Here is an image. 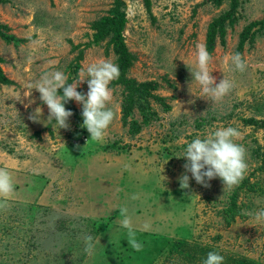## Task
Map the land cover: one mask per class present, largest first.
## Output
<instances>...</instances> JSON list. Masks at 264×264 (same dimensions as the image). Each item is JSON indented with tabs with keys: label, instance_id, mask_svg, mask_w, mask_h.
I'll return each instance as SVG.
<instances>
[{
	"label": "rangeland",
	"instance_id": "rangeland-1",
	"mask_svg": "<svg viewBox=\"0 0 264 264\" xmlns=\"http://www.w3.org/2000/svg\"><path fill=\"white\" fill-rule=\"evenodd\" d=\"M113 6L114 0L0 2V22L16 38H0L2 69L14 82L0 86V168L15 187L9 207L0 210V264H203L209 252L264 264V222L249 215L264 209V130L244 123L264 120V30L240 53L245 71L225 62L237 53L244 28L264 19V0H243L226 44L217 40L210 71L217 84L223 78L233 84L218 101L203 96L190 71L196 45L205 46L209 24L229 9V0L220 7L211 0H151L150 13L144 0H125L124 36L137 56L129 78L157 82L156 94L170 109L152 103L156 119L135 133L122 121L123 88L110 85L115 119L97 142L82 127V115L70 117L68 129L48 121L49 109L31 85L52 71L73 78L69 69L84 49L73 45L91 41L92 23ZM116 59L105 44L85 49L74 82L87 79L90 64ZM77 91L86 95L87 81ZM37 108L41 122L29 119ZM132 119L142 122L137 110ZM227 127L242 134L236 142L247 152L245 178L224 191L220 178L206 188L188 173L189 189H181L187 144ZM235 192L243 216L227 225L223 212ZM122 208L140 251L120 224ZM86 236L93 237L92 255L85 252Z\"/></svg>",
	"mask_w": 264,
	"mask_h": 264
},
{
	"label": "clouds",
	"instance_id": "clouds-1",
	"mask_svg": "<svg viewBox=\"0 0 264 264\" xmlns=\"http://www.w3.org/2000/svg\"><path fill=\"white\" fill-rule=\"evenodd\" d=\"M35 43V42H33ZM196 70L190 71L193 80L201 86L203 96L213 101H218L226 96L232 89V82L223 78L218 84L210 71L212 55L202 44L196 45ZM225 62L230 63L234 71L243 72L247 63L239 53L225 57ZM87 79L74 83H67V76L61 71H52L43 74L40 79L31 85L40 93L41 101L49 109L48 121L55 120L60 128L68 129L69 118L73 116L65 104L75 101L82 105L83 128L91 134V140L102 142L109 126L115 119L114 111L108 106L113 98L111 83L120 76L119 66L110 60H101L92 63L86 68ZM87 81L89 91L82 94L77 91L81 82ZM63 90V95L59 91ZM42 109L37 108L30 114L33 122H41ZM241 132L233 127L221 128L214 131L204 139L196 138L187 144L183 158L187 159L184 165L185 174L179 178L181 189H189L191 174L198 184L208 188L210 181L220 178L224 184V191L238 186L245 178L248 171L247 152L243 145L236 141L241 137ZM15 194L14 181L11 173L6 168H0V210L9 207V201ZM133 199L138 197L133 196ZM222 198V197H221ZM256 222H264V209L249 213ZM120 224L128 230V243L136 251L143 245L136 239L132 227V219L128 209L120 210ZM148 225H145L147 228ZM85 252L92 255L95 244L92 236L84 237ZM203 264H224V257L216 252H209Z\"/></svg>",
	"mask_w": 264,
	"mask_h": 264
},
{
	"label": "trees",
	"instance_id": "trees-1",
	"mask_svg": "<svg viewBox=\"0 0 264 264\" xmlns=\"http://www.w3.org/2000/svg\"><path fill=\"white\" fill-rule=\"evenodd\" d=\"M211 1L217 7L222 6L224 3V0ZM242 1L243 0H229V9L224 11L220 16L214 18L209 24L205 46L210 54H213L217 40H220V43L223 46L226 44L228 28H233L240 19L239 9ZM0 2H3V0H0ZM144 3L147 7V11L150 13L151 0H144ZM124 7L125 0H114V6L109 11L108 15L103 16L92 23L91 28L94 32L92 40L85 45H73V51L78 50L81 47L84 49L79 51L78 56L75 58V62L71 65L69 70L71 71L73 78H68L67 83H73L74 80L78 79L81 68L80 63L84 57V50L91 47H100L105 44L107 54L111 50L117 57L116 65H118L120 69V76L117 80L111 83V87L123 88L121 104L123 114L122 121L124 125H131V127L135 129V133H137L142 125H149L152 120L156 119L157 112L153 110L152 103H157L165 107L166 110H169L170 107L166 105L163 97L156 94L160 88V85L157 82H138L135 79L129 78V71L136 63L137 56L129 50L125 40L124 31L128 21ZM263 30L264 19L252 22L246 26L240 35L237 53L240 54L247 43L253 44L257 36L261 34ZM8 31L9 27L0 22V38L6 42L15 41L16 38L13 35L8 34ZM3 63L4 59L0 55V86H11L14 82L5 75L2 69ZM59 94L63 95V90H60ZM65 107L73 113L72 118L77 121L80 120L82 113L75 106L74 101H68L65 104ZM136 110L142 117L141 123L137 120H131ZM244 123L264 130V120L249 118L245 119ZM223 214L227 220V225H230L236 218L243 216L238 204V194L236 192L231 195L230 203L224 209ZM183 251L184 250H182V252ZM223 257L224 264H240L241 261L232 256L228 258L223 255ZM244 262L245 264H250L247 263V261Z\"/></svg>",
	"mask_w": 264,
	"mask_h": 264
}]
</instances>
